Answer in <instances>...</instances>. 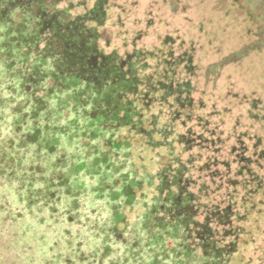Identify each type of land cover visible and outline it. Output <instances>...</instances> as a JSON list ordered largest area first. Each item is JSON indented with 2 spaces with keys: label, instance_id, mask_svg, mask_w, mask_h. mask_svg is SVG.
<instances>
[{
  "label": "trees",
  "instance_id": "obj_1",
  "mask_svg": "<svg viewBox=\"0 0 264 264\" xmlns=\"http://www.w3.org/2000/svg\"><path fill=\"white\" fill-rule=\"evenodd\" d=\"M126 2L0 0V264H264V98H217L200 36L155 37ZM81 174L110 243L33 240L28 207L53 212Z\"/></svg>",
  "mask_w": 264,
  "mask_h": 264
},
{
  "label": "rangeland",
  "instance_id": "obj_2",
  "mask_svg": "<svg viewBox=\"0 0 264 264\" xmlns=\"http://www.w3.org/2000/svg\"><path fill=\"white\" fill-rule=\"evenodd\" d=\"M127 1V7H132L136 18L154 23L155 37L173 29L184 36L182 26H189L191 34L197 33L200 36L204 46L201 60L204 67L214 74L211 79H215L217 83V98H222L224 91L229 87L233 92L241 89L248 95L256 93L264 98V0ZM119 30L123 33L125 28ZM240 108L236 104L228 118L235 119L244 112ZM243 119L248 122L247 118ZM258 132L264 135V128ZM41 158L37 159V162L47 166L42 174L52 172L51 164L56 157L49 156L45 162ZM100 178L99 175H79V180L71 185V194H67L65 187H61L56 196L46 198V201L50 200V204L55 207L53 212H48L49 205L40 206L41 210L30 206L24 211L21 225L38 231L29 234L33 236V240L37 241L42 234L41 229L48 227L50 232L46 235L50 237L51 242L64 239L68 246L87 249L90 252L103 239L110 243V201L99 200L94 192ZM54 182L57 184V180ZM78 182H83L81 188ZM58 194H61L59 201ZM140 230V224L136 222L129 228L126 236L133 240ZM42 242L43 239L40 244ZM122 245L118 243V254H121ZM112 256L100 258L91 254L85 264H108Z\"/></svg>",
  "mask_w": 264,
  "mask_h": 264
}]
</instances>
